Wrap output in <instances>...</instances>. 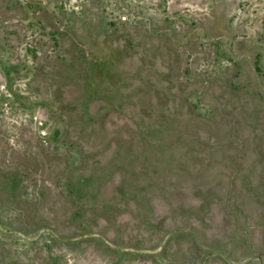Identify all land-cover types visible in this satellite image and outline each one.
I'll return each instance as SVG.
<instances>
[{
	"label": "rangeland",
	"instance_id": "obj_1",
	"mask_svg": "<svg viewBox=\"0 0 264 264\" xmlns=\"http://www.w3.org/2000/svg\"><path fill=\"white\" fill-rule=\"evenodd\" d=\"M0 264H264V0H0Z\"/></svg>",
	"mask_w": 264,
	"mask_h": 264
}]
</instances>
